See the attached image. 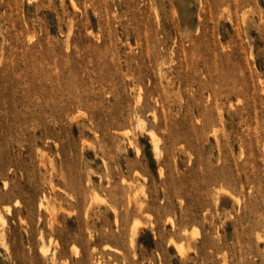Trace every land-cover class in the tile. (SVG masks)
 <instances>
[{
	"label": "rangeland",
	"instance_id": "obj_1",
	"mask_svg": "<svg viewBox=\"0 0 264 264\" xmlns=\"http://www.w3.org/2000/svg\"><path fill=\"white\" fill-rule=\"evenodd\" d=\"M0 264H264V0H0Z\"/></svg>",
	"mask_w": 264,
	"mask_h": 264
},
{
	"label": "bare ground",
	"instance_id": "obj_2",
	"mask_svg": "<svg viewBox=\"0 0 264 264\" xmlns=\"http://www.w3.org/2000/svg\"><path fill=\"white\" fill-rule=\"evenodd\" d=\"M181 248V247H180ZM182 249H183V247H182ZM181 251V250H180ZM182 253V252H181Z\"/></svg>",
	"mask_w": 264,
	"mask_h": 264
}]
</instances>
